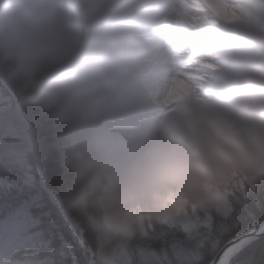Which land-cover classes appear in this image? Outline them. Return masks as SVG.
Instances as JSON below:
<instances>
[{
	"label": "clouds",
	"instance_id": "obj_1",
	"mask_svg": "<svg viewBox=\"0 0 264 264\" xmlns=\"http://www.w3.org/2000/svg\"><path fill=\"white\" fill-rule=\"evenodd\" d=\"M39 4L24 16L22 0H0V70L50 122L60 202L87 221L100 264H116L148 224L214 209L238 180L264 183V23L217 37V67L194 97L134 111L58 57L74 18L58 0ZM29 132L22 111L0 108V154L13 156Z\"/></svg>",
	"mask_w": 264,
	"mask_h": 264
},
{
	"label": "snow or ice",
	"instance_id": "obj_2",
	"mask_svg": "<svg viewBox=\"0 0 264 264\" xmlns=\"http://www.w3.org/2000/svg\"><path fill=\"white\" fill-rule=\"evenodd\" d=\"M42 147L21 166L0 154V233L42 264H100L95 234L66 218L55 193L61 172L43 129ZM72 215H76L73 213ZM116 264H264V183L238 180L217 206L185 209L132 237Z\"/></svg>",
	"mask_w": 264,
	"mask_h": 264
},
{
	"label": "rangeland",
	"instance_id": "obj_3",
	"mask_svg": "<svg viewBox=\"0 0 264 264\" xmlns=\"http://www.w3.org/2000/svg\"><path fill=\"white\" fill-rule=\"evenodd\" d=\"M173 3L178 9L176 20L181 25L174 32L168 25L162 30L158 24L142 23L130 24L129 28L134 29L135 36L130 37V41L138 43L141 50H145L147 46L160 35L168 36V43L172 45V53L174 54L175 69L179 71L178 79L183 82L188 93L179 89L167 92L165 100H171L177 95L178 101L172 102L169 105L156 107V110H164L172 105L183 101L190 97H194L197 91L206 84L212 73L215 71L218 57L217 37L222 34L235 32L245 28L250 21L248 17L252 16V11H256L259 15L260 23H264V0H168ZM60 6L74 18V42L65 45L59 52L58 57L65 63L73 65L82 70L86 74L93 76L101 85H103L108 96L112 93L110 89L111 83L106 81L105 74L110 64V57L106 61L97 58L91 53H86L85 50L94 48L97 50L100 43V37L105 36L108 40L116 45L122 36L121 28L112 27L109 29L108 23L111 21L110 15H116V11L112 13L113 7L121 3L123 11H132L135 7L154 6L149 0H58ZM95 2V9L87 6ZM40 10L39 0H22L21 13L24 16H30ZM126 16V15H124ZM124 22L132 19L126 16ZM149 19V18H148ZM122 22V23H124ZM252 22V21H250ZM167 34V35H165ZM139 36H142L140 41ZM175 36V38H174ZM166 43V42H165ZM169 50L168 45L166 46ZM92 49L91 52L94 51ZM119 49H115L117 54ZM121 60V59H119ZM135 60V59H134ZM134 60L129 61V64ZM124 65V64H123ZM121 66V65H120ZM152 73V74H151ZM158 71L150 68V71L145 72V75L138 74L135 79L127 86V93H135L137 97H141L144 103L125 104L119 101L117 106L140 111L154 106L153 102L144 97L145 85L147 78L156 75ZM147 75V76H146ZM134 76V75H133ZM6 73L0 70V108L5 105L15 106L20 108V104L26 100V95L23 93H13L9 90L6 84ZM145 78L146 80L144 81ZM125 92L119 91L118 97L123 96ZM115 97V95L113 96ZM21 111V110H20ZM36 111V108H34ZM39 112L36 113L40 117ZM36 142L35 127L30 123V132L28 140L22 149L16 152L12 157L21 166L26 164V158L29 153L38 151ZM56 199L59 201L61 211L68 215L60 202V196ZM66 216V215H65ZM69 216V215H68ZM70 218V216H69ZM79 226V222L70 218ZM11 239L6 238L0 233V264H18L20 260L26 259L25 255H21L19 246H15ZM34 255V253L32 254ZM28 256V255H27Z\"/></svg>",
	"mask_w": 264,
	"mask_h": 264
},
{
	"label": "bare ground",
	"instance_id": "obj_4",
	"mask_svg": "<svg viewBox=\"0 0 264 264\" xmlns=\"http://www.w3.org/2000/svg\"><path fill=\"white\" fill-rule=\"evenodd\" d=\"M149 2L150 4H154V6H138L132 11H123L121 9L122 2L117 4L112 9V13L115 11L117 13L116 15H110L111 21L107 27L111 29L116 25L121 28L122 36L120 41L114 45L108 38L103 36L100 37L102 43H100L97 50L94 48H92L94 49L93 52H91V48L85 50L86 53H91L97 58L102 59V61H106V58L110 57V64L108 65L110 71H106L105 80L111 83L110 89L112 93L108 97L115 105L119 101H123L127 105L144 103L141 97H137L135 93H127V86L131 83L132 79L136 78V75H145V72L150 71V68L158 71L156 75L150 78L151 80L147 78L148 83L145 85L143 92L144 97L154 104L151 109L156 110V107L166 106L178 101L177 95L173 99L171 97V100H165L164 95L167 92L179 89L186 94L188 93L187 86L178 79L179 71L175 69L174 54L171 51L173 46L168 43L170 41L167 38L169 35L165 37L163 35L158 36L144 51L141 50L138 43L130 41V37L135 36L134 29L129 28L131 23L138 25L151 22L152 24H158L162 30L165 25H168L171 31L173 30V34L181 26L175 17L179 11L176 6L174 7L172 2L168 0H149ZM87 7L95 9L97 5L95 2H91ZM124 15L132 19L124 22L123 18L126 17ZM139 38L141 41L143 37L139 36ZM167 45L169 50L166 48ZM115 49H119L117 54H115ZM130 59L131 61L135 60L129 64ZM143 79L144 81L146 80L145 78ZM119 91L125 92L123 96L118 97ZM114 95L115 97H113ZM190 96L191 92L188 97Z\"/></svg>",
	"mask_w": 264,
	"mask_h": 264
},
{
	"label": "trees",
	"instance_id": "obj_5",
	"mask_svg": "<svg viewBox=\"0 0 264 264\" xmlns=\"http://www.w3.org/2000/svg\"><path fill=\"white\" fill-rule=\"evenodd\" d=\"M252 16H254V17H248V20H250L252 22L249 21L247 23V25L245 26V28L246 27H250L253 24L260 23L259 18H258L259 15H258V13L256 11H252ZM20 108H21L20 110L25 114V116L30 121V123L32 125H34V127H35L36 142H37L38 149H40L42 147V144H43V137L40 135L42 129L44 131H46L48 142L50 144H52V141H51L50 135H49V124H50V122L46 120L45 116L38 109H36V111H34V107L32 106V103H31L30 99L24 100L20 104ZM37 112L40 113V114L38 113L40 117L36 118L34 116H37L36 115ZM57 194L60 196V191ZM64 209L67 211V213L70 216V218H72V219H74V220H76L78 222H79V220L77 219V217L83 218L82 215L75 209H69V208H66V207H64ZM73 213H75L76 215H72ZM87 226L89 227L88 223H87ZM95 241H96V239H95ZM96 244H97V242H96ZM15 246L17 247L19 245L16 244ZM20 246H21L20 249H17V250L20 251L21 255H25L26 259L20 260V262L18 264H42L41 261L35 259V254L32 255L34 252H32L31 249H29L28 247L23 246V245H20Z\"/></svg>",
	"mask_w": 264,
	"mask_h": 264
},
{
	"label": "water",
	"instance_id": "obj_6",
	"mask_svg": "<svg viewBox=\"0 0 264 264\" xmlns=\"http://www.w3.org/2000/svg\"><path fill=\"white\" fill-rule=\"evenodd\" d=\"M56 197H57V195L56 194H54ZM58 198V197H57ZM65 215H66V218H68L69 220H70V218H69V216L65 213ZM71 221V220H70ZM72 223H73V226L74 227H78L77 226V224L75 223V222H73V221H71Z\"/></svg>",
	"mask_w": 264,
	"mask_h": 264
}]
</instances>
